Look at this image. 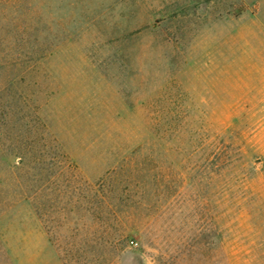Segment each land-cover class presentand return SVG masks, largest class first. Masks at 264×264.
Segmentation results:
<instances>
[{
    "label": "rangeland",
    "instance_id": "obj_1",
    "mask_svg": "<svg viewBox=\"0 0 264 264\" xmlns=\"http://www.w3.org/2000/svg\"><path fill=\"white\" fill-rule=\"evenodd\" d=\"M0 264H264V0H0Z\"/></svg>",
    "mask_w": 264,
    "mask_h": 264
}]
</instances>
